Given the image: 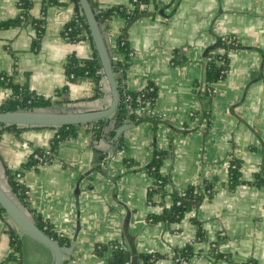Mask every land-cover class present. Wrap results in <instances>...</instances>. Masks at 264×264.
I'll use <instances>...</instances> for the list:
<instances>
[{
	"label": "crops",
	"instance_id": "obj_1",
	"mask_svg": "<svg viewBox=\"0 0 264 264\" xmlns=\"http://www.w3.org/2000/svg\"><path fill=\"white\" fill-rule=\"evenodd\" d=\"M50 1L33 0L28 22L0 30V76L51 99L56 109L106 110L111 96L104 77L96 95L93 80L69 83L65 74L69 57L94 56L89 41L70 44L62 37L64 26L78 14L76 5ZM92 1L101 9H131L130 0ZM154 1L130 24L116 16L103 31L111 50L124 33L131 59L123 85L131 92L153 86V117L120 135L118 153L112 141L95 140L89 125L77 126L75 137L61 142L49 162L31 167L26 166L30 156L48 151L57 128L0 126V187L32 219L47 222L75 245L64 259L71 258L69 263L110 264L111 248L120 243L130 255L131 244L142 257L159 256L155 264H170L185 249L190 256L182 264H264V0ZM18 2L0 0V23L16 17ZM220 38L233 41L227 43L232 45L227 70L207 84L206 54L215 47L207 49ZM9 95L0 87V106ZM158 152L164 154L159 172L166 180L165 194L148 201L154 180L146 167ZM231 160L239 165L240 183L233 187ZM17 172L26 208L8 182V173ZM205 184L212 194L178 221L147 222L170 205L172 194L198 187L205 195ZM10 231L18 236L20 260L14 258ZM0 264H52V254L3 215Z\"/></svg>",
	"mask_w": 264,
	"mask_h": 264
},
{
	"label": "trees",
	"instance_id": "obj_2",
	"mask_svg": "<svg viewBox=\"0 0 264 264\" xmlns=\"http://www.w3.org/2000/svg\"><path fill=\"white\" fill-rule=\"evenodd\" d=\"M33 0H19L18 2V13L15 18L1 22L0 30L12 27H19L23 23L29 21V10L31 8ZM78 10V14L69 21L62 30V37L67 43L73 44L80 41H89L94 50V56L91 59H77L74 56L69 57L65 65V74L69 83H75L82 79H91L96 83V95L100 94L99 82L103 78V74L100 72L101 66L94 49L91 36L89 33L88 26L80 10L78 0H71ZM50 2H54L51 0ZM154 0H130L131 9L124 7H111L108 9H101L92 0H88L94 18L97 22L99 30L103 36L104 27L113 17H122L126 21V25L130 24L136 17L140 14L145 13L143 7L150 3H154ZM143 9V10H142ZM36 24V23H35ZM37 39L40 38L41 30L40 26L36 25ZM124 33H120L115 39L114 49L111 50L107 48L112 72L114 74L116 85L119 93V100L115 112L108 119L98 120L91 124L90 131L93 134L95 140L98 138H104L105 140L112 141V148L114 153H118L122 148L121 137L113 140L115 136V131L126 124H136L153 117L152 110L154 106V101L156 98V91L152 85H148L141 91L131 92L126 90L123 85V76L128 67V63L131 59V51L128 44L124 38ZM231 38H220L217 40V46L214 50L206 54L207 64L205 65L204 80L207 84L214 83L219 79L224 77L227 70V53L231 49V43L227 44ZM234 46V44H233ZM116 59H113V56ZM0 87L6 88L10 91L8 99L0 106V112H11V111H31V110H44L53 109L64 111L65 109H56V103L49 98H44L32 93H28L21 89L17 84H15L9 77L0 76ZM66 90V87L63 91ZM61 91H57L55 96L59 95ZM211 92V90H210ZM207 93V92H205ZM110 126V127H109ZM5 129H16L15 126H1ZM77 126H63L57 128L56 136L50 143L48 152L49 156L46 157L49 162L57 151L58 145L66 139L75 137V129ZM106 128H109L107 131ZM34 153L42 155L43 151H36ZM30 156V160L27 167L35 165H43L44 163L38 162L33 158V154ZM164 154L158 152L154 155L150 164L146 167V172L150 177L153 178V185L149 189L148 201H150L151 196L159 195L164 196V185L166 183L165 178L160 175V165L161 158ZM229 173V183L233 187L239 184V165L235 160H231ZM8 182L11 188L12 194L18 200V202L24 207H27L25 189L22 183L15 180L14 175L8 173ZM264 184V181L261 182ZM205 192L208 191L209 195L212 194V190L208 185H204ZM184 196L180 197L177 194L171 195V203L168 207L164 208L163 211L158 216H151L147 218V222H152L156 220H166V221H178L182 216L183 212L188 210L192 205L201 202L204 198L208 196L204 195L203 192L198 190V187H188L184 191ZM206 196V197H205ZM179 202V205L176 203ZM5 215L3 209L0 207V216ZM34 223L37 227L43 231L48 237L56 241L60 246L67 247L70 245V241L64 237L58 236L52 230V227L47 223L43 222L40 218L33 216ZM10 246L13 249L15 259L20 260L21 251L18 236L15 232L10 231ZM102 248V247H101ZM100 247L98 248V251ZM113 258L116 260L115 263L110 264H125L123 261L117 262L118 259L122 258L124 253H127L123 249H115L112 251ZM190 256V250L185 249L184 251L175 253L170 264H182ZM215 257L219 258L216 254ZM181 259L180 262L175 263V259ZM71 258H69L70 260ZM69 260H64L63 264H69ZM143 264H155L159 260L157 255H146L141 258ZM252 264V263H246Z\"/></svg>",
	"mask_w": 264,
	"mask_h": 264
},
{
	"label": "water",
	"instance_id": "obj_3",
	"mask_svg": "<svg viewBox=\"0 0 264 264\" xmlns=\"http://www.w3.org/2000/svg\"><path fill=\"white\" fill-rule=\"evenodd\" d=\"M78 4L88 26L91 40L101 66L100 72L103 74V77L110 89V106L106 110L93 113H74L70 110L60 111L53 109L0 112V126L52 128H59L63 126H82L89 125L98 120L108 119L115 112L119 100V93L116 80L112 72L110 57L104 38L99 30L88 0H78ZM216 46L217 45L209 47L207 51L212 50ZM132 127V124H126L119 127L115 131L114 138L118 139L122 133L131 129ZM112 154L113 152L110 150L109 155L111 156ZM0 207L3 209L8 219L18 228L19 231L43 245L51 252L52 264H63L65 257H70L73 253L75 246L73 243L67 247H63L48 237L37 227L25 210L12 198H10L1 187ZM127 224L128 215L126 216L123 224L125 232ZM130 250L132 255H130V252L124 253L122 258L118 259L117 262L123 261L125 264H138V261L142 258V256L135 253V249L131 244ZM115 262L116 260L114 258L111 259V263Z\"/></svg>",
	"mask_w": 264,
	"mask_h": 264
},
{
	"label": "built area",
	"instance_id": "obj_4",
	"mask_svg": "<svg viewBox=\"0 0 264 264\" xmlns=\"http://www.w3.org/2000/svg\"><path fill=\"white\" fill-rule=\"evenodd\" d=\"M133 1H135V0H133ZM113 59H116V56L114 55L113 56ZM49 156V152L48 151H44L43 153H42V155H40V154H37V153H34L33 154V158L36 160V161H38V162H41V163H47L46 161H47V158L46 157H48ZM14 178H15V180H17L18 182H20L21 183V174L19 173V172H17V173H15V175H14ZM208 192L205 194L206 196H208ZM179 196L180 197H183L184 196V192L182 191L180 194H179ZM180 203L179 202H177L176 203V205H179ZM99 248V247H98ZM111 249H113V250H115V249H124V247L119 243V244H117V245H114V246H112V248ZM181 261V259H175L174 260V262L175 263H177V262H180ZM69 264H75L74 263V261L72 260Z\"/></svg>",
	"mask_w": 264,
	"mask_h": 264
}]
</instances>
